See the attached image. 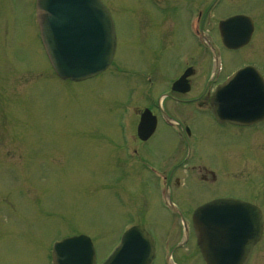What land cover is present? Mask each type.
Masks as SVG:
<instances>
[{
	"label": "rangeland",
	"instance_id": "1",
	"mask_svg": "<svg viewBox=\"0 0 264 264\" xmlns=\"http://www.w3.org/2000/svg\"><path fill=\"white\" fill-rule=\"evenodd\" d=\"M200 1L209 6L212 0ZM103 2L119 33L116 61L100 77L74 84L53 74L39 42L34 0H0V264H51L52 243L82 233L95 242L100 261L140 219L158 242L164 231L157 223L179 234L155 203L147 165L167 166L184 183L173 196L181 210L246 191L264 206L255 196L264 193V125H222L205 113L208 101L175 107L166 99L164 105L175 117L182 111L195 132L191 164L179 133L161 126L141 144L138 159L132 153L137 140L119 130L134 129L138 108L151 105L186 61L193 62L184 51L202 47L185 31L186 4L194 1L172 0L169 13L170 5L158 9L151 0ZM238 9L256 21L253 41L245 50L223 49L221 77L248 64L264 74V0H226L206 16V27L213 31L220 17ZM200 60L195 90L185 98L200 96L209 80L208 60L194 64ZM136 73L153 75L154 84Z\"/></svg>",
	"mask_w": 264,
	"mask_h": 264
},
{
	"label": "water",
	"instance_id": "2",
	"mask_svg": "<svg viewBox=\"0 0 264 264\" xmlns=\"http://www.w3.org/2000/svg\"><path fill=\"white\" fill-rule=\"evenodd\" d=\"M37 17L45 49L61 78L82 81L100 74L111 64L116 40L110 15L100 0H38ZM241 22L246 23L243 18L235 17L222 24L227 44L231 41L236 43L231 47L244 45L250 39V27L245 31L239 29ZM231 28L232 31L228 32ZM238 33H243L242 38L237 37ZM211 106L222 122L249 124L263 118V78L254 67L239 70L218 87ZM144 116L139 128L142 138L150 135L155 127V119L149 114ZM231 210L237 214L233 231L238 235L236 241L241 246L236 254L218 234L219 242L227 243L224 253L215 236L217 218L226 216H218V213ZM194 222L196 233L202 235L207 248L205 256L209 264H245L250 250H245L247 246L243 245L261 233L262 216L257 209L242 202L222 199L199 208ZM215 247L218 252H214ZM152 250L147 232L140 226L133 227L123 235L121 245L103 264H149ZM53 255L55 264H95L93 247L85 237L63 240L55 245ZM228 257L231 263L227 261Z\"/></svg>",
	"mask_w": 264,
	"mask_h": 264
},
{
	"label": "flooded vegetation",
	"instance_id": "3",
	"mask_svg": "<svg viewBox=\"0 0 264 264\" xmlns=\"http://www.w3.org/2000/svg\"><path fill=\"white\" fill-rule=\"evenodd\" d=\"M195 76V72H193V75L192 77ZM192 83V81H191ZM173 172H171V174L169 175V183L171 182L172 180V175H173ZM168 188H169V185H168ZM182 214L184 217H188L189 218V215H190V210H183L182 211ZM191 239H189L186 243H187V246L190 245L191 248H181V249H174L172 250L173 248L169 249V248H159L158 249V244H157V250H156V257L153 261L152 264H170V261H172V263L174 264H186L187 262H195V258L196 257H199L201 258V255L199 254L198 251L195 252L194 249H192V244H190V241ZM180 242V241H179ZM178 242V243H179ZM263 242V239H261L257 244L256 246L254 247V256L260 254V252L258 253V250L261 246ZM177 243V244H178ZM175 246V245H173ZM264 253L262 252V255ZM264 258V256H262Z\"/></svg>",
	"mask_w": 264,
	"mask_h": 264
}]
</instances>
